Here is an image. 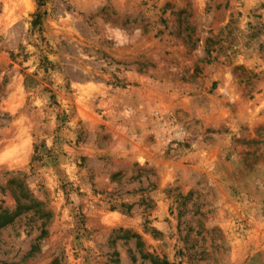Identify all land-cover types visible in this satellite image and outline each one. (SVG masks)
Listing matches in <instances>:
<instances>
[{
    "label": "rangeland",
    "instance_id": "obj_1",
    "mask_svg": "<svg viewBox=\"0 0 264 264\" xmlns=\"http://www.w3.org/2000/svg\"><path fill=\"white\" fill-rule=\"evenodd\" d=\"M0 0V264H264V0Z\"/></svg>",
    "mask_w": 264,
    "mask_h": 264
},
{
    "label": "trees",
    "instance_id": "obj_2",
    "mask_svg": "<svg viewBox=\"0 0 264 264\" xmlns=\"http://www.w3.org/2000/svg\"><path fill=\"white\" fill-rule=\"evenodd\" d=\"M35 1L37 3V6H38V12L35 15L34 24L38 23V21L41 18L42 13L40 12L39 9L43 7V3H44V0H35Z\"/></svg>",
    "mask_w": 264,
    "mask_h": 264
}]
</instances>
